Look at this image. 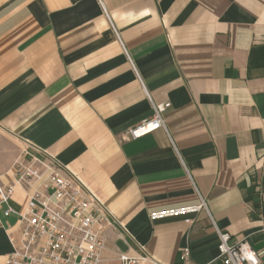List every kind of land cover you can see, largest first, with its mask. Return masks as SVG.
I'll return each instance as SVG.
<instances>
[{
  "label": "crops",
  "instance_id": "obj_1",
  "mask_svg": "<svg viewBox=\"0 0 264 264\" xmlns=\"http://www.w3.org/2000/svg\"><path fill=\"white\" fill-rule=\"evenodd\" d=\"M100 3L0 0V181L13 183L16 163L39 161L51 167L34 188L51 171L78 182L114 220L110 260L119 249L180 264L187 246L193 264L209 263L218 245L210 218L259 251L264 0ZM145 92L169 104L165 129L131 140L127 131L152 114ZM28 193L16 185L0 205V264L19 240L18 217L4 211L23 210ZM198 195L208 214L189 224L149 219Z\"/></svg>",
  "mask_w": 264,
  "mask_h": 264
},
{
  "label": "built area",
  "instance_id": "obj_2",
  "mask_svg": "<svg viewBox=\"0 0 264 264\" xmlns=\"http://www.w3.org/2000/svg\"><path fill=\"white\" fill-rule=\"evenodd\" d=\"M104 15L112 26L105 11ZM112 30L120 41L115 29ZM124 54L134 69L125 49ZM140 84L144 89L141 81ZM145 94L151 103L152 114L127 131L128 139H139L158 129H165L163 115L169 104H153L148 94ZM50 167V164L39 161L16 163L13 183L3 184L0 181V205H7L16 185L29 191L23 210L15 211L7 206L4 211V216L15 214L18 217L16 231L19 237L18 243L7 255L5 264H108L111 261L116 264L149 263L143 255L130 256L119 249L112 251L111 260L106 257L109 248L105 231L115 228L114 220L106 211L98 208L82 186L69 176L51 171L41 185L34 188V182ZM199 212L208 214L207 201L200 195L195 204L152 211L149 219L160 221L182 218L189 224L192 222L190 217ZM210 220L218 245L217 256L206 264H264V217L261 218L258 232L262 235L259 251L252 248L251 236L232 238L217 229ZM179 262L193 264L189 247L181 249Z\"/></svg>",
  "mask_w": 264,
  "mask_h": 264
}]
</instances>
